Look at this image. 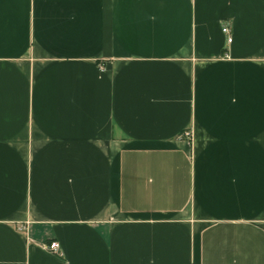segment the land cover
Listing matches in <instances>:
<instances>
[{"label":"crops","instance_id":"0c3cea01","mask_svg":"<svg viewBox=\"0 0 264 264\" xmlns=\"http://www.w3.org/2000/svg\"><path fill=\"white\" fill-rule=\"evenodd\" d=\"M0 264H264V0H0Z\"/></svg>","mask_w":264,"mask_h":264},{"label":"built area","instance_id":"2783aa9c","mask_svg":"<svg viewBox=\"0 0 264 264\" xmlns=\"http://www.w3.org/2000/svg\"><path fill=\"white\" fill-rule=\"evenodd\" d=\"M222 30H223L224 34L226 35L227 42H231L232 41V29H231V26H230L228 21H224L223 26H222ZM186 135L190 136V132L187 131ZM59 247H60V245H59V242L57 240H53L50 243V248L54 251H58Z\"/></svg>","mask_w":264,"mask_h":264}]
</instances>
